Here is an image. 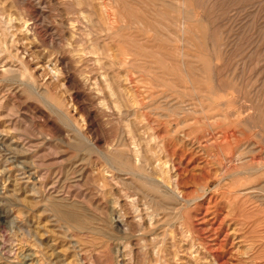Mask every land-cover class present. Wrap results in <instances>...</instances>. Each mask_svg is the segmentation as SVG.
I'll return each instance as SVG.
<instances>
[{
  "label": "rangeland",
  "instance_id": "1",
  "mask_svg": "<svg viewBox=\"0 0 264 264\" xmlns=\"http://www.w3.org/2000/svg\"><path fill=\"white\" fill-rule=\"evenodd\" d=\"M263 171L264 0H0V264H264Z\"/></svg>",
  "mask_w": 264,
  "mask_h": 264
},
{
  "label": "bare ground",
  "instance_id": "2",
  "mask_svg": "<svg viewBox=\"0 0 264 264\" xmlns=\"http://www.w3.org/2000/svg\"><path fill=\"white\" fill-rule=\"evenodd\" d=\"M123 1H124V0H123ZM142 1H143V0H142ZM148 1H149V0H148ZM153 1H154V0H153ZM156 1H157V0H156ZM108 2H109V1H108ZM126 2H127V1H126ZM131 2H132V1H131ZM175 2H176V1H175ZM179 2H180V1H179ZM179 2H178V3H179ZM183 2H184V1H183ZM133 3H135V2H133ZM139 3H140V1H139ZM181 3H182V2H181ZM181 3H180V4H181ZM125 4H126V3H125ZM136 4H138V3H136ZM136 6H137V5H136ZM129 7H131V6H129ZM111 8H113V7L111 6ZM121 8H122V7H121ZM124 10H125V9H124ZM127 11H128V10H127ZM121 12H122V11H121ZM125 12H126V11H125ZM119 13H120V12H119ZM133 13H134V12H133ZM122 14H123V12H122ZM122 14H121V15H122ZM118 15H119V14H118ZM121 15H120V16H121ZM123 16H125V15L123 14ZM132 16H134V15H132ZM121 17H122V16H121ZM125 17H126V16H125ZM125 17H124V18H125ZM129 17H130V16H129ZM122 18H123V17H122ZM133 19H134V18H133ZM134 20H135V19H134ZM137 20H138V19H137ZM122 21H123V20H122ZM189 24H190V23H189ZM150 26H151V25H150ZM182 26H184V25H182ZM182 28H183V27H182ZM190 28H191V27H190ZM182 31H183V30H182ZM186 31H187V30H186ZM183 33H184V32H183ZM115 34H116V33H115ZM184 34H186V33H184ZM182 38H183V37H182ZM127 43H128V42H127ZM143 48H144V47H143ZM151 51H152V50H151ZM125 54H126V53H125ZM125 56H126V55H125ZM180 61H181V60H180ZM184 65H185V64H183V68H184ZM56 67H57V66H56ZM164 67H165V66H164ZM183 68H182V71H183ZM181 73H182V72H181ZM185 73H186V72H185ZM164 75H165V74H164ZM184 75H185V74H184ZM186 75H188V74H186ZM187 77H189V76H187ZM126 81H127V80H126ZM150 84H151V83H150ZM146 85L148 86L147 83H146ZM117 86H118V85H117ZM150 86H151V85H150ZM155 87H156V86H155ZM158 87H159V86H158ZM191 88H192V87H191ZM193 88H194V87H193ZM150 89H152V88H150ZM155 89H156V88H155ZM136 90H137V89H136ZM157 91H158V90H157ZM192 91H193V90H192ZM126 92H127V91H126ZM146 92L148 93V91H146ZM152 92H153V91H152ZM162 92H163V91H162ZM223 93H224V91H223ZM223 93H222V94H223ZM133 94H134V93H133ZM152 95H153V93H152ZM225 95H226V94H225ZM225 95H224V96H225ZM112 97H113V96H112ZM112 97H111V98H112ZM123 97H124V96H123ZM129 99H130V98H129ZM130 100H131V99H130ZM130 100H129V101H130ZM132 100H133V99H132ZM134 100H135V99H134ZM116 102H118V101H115V100H114V103H115V104H116ZM120 102H121V101H120ZM127 102H128V101H127ZM134 102H135V101H134ZM131 103H132V102H131ZM225 103H226V102H225ZM132 104H133V103H132ZM132 104H131V105H132ZM121 105H122V104H121ZM127 105H128V104H127ZM129 105H130V104H129ZM129 105H128V106H129ZM134 105H135V103H134ZM224 105H225V104H224ZM114 107H115V106H114ZM117 107H118V106H117ZM117 107H116V108H117ZM166 107H167V106H166ZM218 107H219V106H218ZM224 107H225V106H224ZM224 107H222V109H220V107H219V109H220L221 112H222V114H221V119H222V121L227 120L228 117L230 116L229 113L225 110ZM117 109H118V108H117ZM119 109H121V108H119ZM122 109H123V108H122ZM126 109H127V107H126ZM169 109H170V108H169ZM169 109L166 110V111H168V112L170 113V115L172 116V115H173V114H171L172 110L169 111ZM230 110H231V109H230ZM141 111H142V110H141ZM183 111H184V110H183ZM126 112H127V111H126ZM143 112H144V111H143ZM144 113H145V112H144ZM153 113H154V112H153ZM173 113H174V112H173ZM147 114H148V113H147ZM147 114H146V115H147ZM231 114H232V113H231ZM127 115H129V114H127ZM130 115H131V114H130ZM133 115H134V113H133ZM133 115H132V116H133ZM143 115H144V114H143ZM154 115H155V113H154ZM167 115H168V114H167ZM122 116H123V115H122ZM144 116H145V115H144ZM148 116H150V115H148ZM156 116H157V115H156ZM156 116L153 117L154 120H155L156 118L158 119V116H159V115H158L157 117H156ZM145 117L147 118V116H145ZM151 117H152V116H151ZM151 117H150V118H151ZM160 117H161V115H160ZM168 117H169V116H167V118H168ZM172 117H173V116H172ZM230 117H231L232 120H233V117H232V116H230ZM235 117H236V116H235ZM131 118H132V117H131ZM161 118H162V117H161ZM164 118H165V117H164ZM218 118H219V117H218ZM218 118H217V119H218ZM236 119H238V118H236ZM148 120H149V118H147V121H146L147 123H148ZM162 120H163V119H162ZM202 120H203V119H202ZM157 121H159V120H157ZM157 121H156V123H157ZM163 121H164V120H163ZM167 121H169L170 123H171V121L173 122V120L170 121L169 118L167 119ZM167 121H166V123H167ZM204 121L206 122V118L204 119ZM207 121H209V120H207ZM227 121H228V120H227ZM152 122H153V121H152ZM169 122H168V123H169ZM185 122H186V121H185ZM228 122H230V121H228ZM153 123H154V122H153ZM159 123H160V122H159ZM161 123H162V122H161ZM163 123H164V122H163ZM163 123H162V124H163ZM168 123H167V125H168ZM151 124H152V123H151ZM157 124H158V123H157ZM164 124H165V123H164ZM164 124H163L162 126H164ZM182 124H183V123H182ZM125 125H126V124H125ZM173 125H174V124H173ZM221 125H223V124H221ZM227 125H228V124H227ZM126 126H127V125H126ZM159 126H160V124H159ZM169 126H170V124H169ZM228 126H229V125H228ZM165 127H166V126H165ZM165 127H164V128H165ZM222 127H224V126H222ZM150 128H151V130H152V126H151V125H150ZM162 128H163V127H162ZM166 128H167V127H166ZM172 128H173V126H172ZM178 128H179V127H178ZM228 128H229V127H228ZM230 129H231V128H230ZM153 130H154V129H153ZM153 130H152V131H153ZM175 130H176V129H175ZM175 130H174V131H175ZM130 131H131V130H130ZM168 131H169V130H168ZM177 131H178V130H177ZM177 131H176V132H177ZM140 132H141V131H140ZM166 132H167V131H166ZM171 132H172V129H171ZM176 132H175V133H176ZM179 132H180V131H179ZM151 133H152V132H151ZM222 133L224 134V136L222 135L223 138L221 137V138L223 139V141H221L223 146L227 144L228 147H229V146H230V141H231V140H232V141H235V140L237 141V140H238V138L236 137L234 131H231V130H228V129H227V131H224V132H222ZM172 135H173V134H172ZM172 135H171V136H172ZM179 135H182V134L179 133ZM171 136H170V137H171ZM177 136H178V135H177ZM175 137H176V136H175ZM188 137H189V136H188ZM126 138H127V137H126ZM142 138H143V137H142ZM142 138H141V140H142ZM154 138H155V137H154ZM185 138H186V137H185ZM185 138H184V139H185ZM189 138H191V137H189ZM139 139H140V138H139ZM156 139H157V138H156ZM169 139H170V138H169ZM181 139H182V138H181ZM171 140H172V139H171ZM173 140H174V139H173ZM127 141H128V140H127ZM125 142H126V141H125ZM128 142H129V141H128ZM140 142H141V141H140ZM143 142H144V141H143ZM239 142H240V141H239ZM244 142H245V141H244ZM144 143L146 144V142H144ZM167 143H168V142H167ZM201 143H202V142H201ZM203 143H204V142H203ZM168 144H169V143H168ZM205 144H206V143H205ZM239 144H240V143H239ZM119 145H120V143H119ZM121 145H122V143H121ZM123 145H124V144H123ZM130 145H131V144H130ZM130 145H129V146H130ZM132 145H133V144H132ZM170 145H171V144H170ZM240 145H242V144H240ZM144 146H145V145H144ZM144 146H143V147H144ZM161 146H162V145H161ZM168 146H169V145H168ZM235 146H236V145H235ZM146 147H147V146H146ZM107 148H108V147H107ZM112 148H113V147H112ZM122 148H123V146H122ZM122 148H120V150H121ZM155 148H156V147H155ZM237 148H238V147H236V149H237ZM114 149H116V148H114ZM125 149H126V148H125ZM164 149H165V148H164ZM118 150H119V149H118ZM126 150H127V149H126ZM233 150H234V149H233ZM121 151H122V150H121ZM236 151H237V150H236ZM240 151H243V150H240ZM240 151H239V152H240ZM111 152H112V151H111ZM114 152H115V151H114ZM116 152H117V150H116ZM116 152H115V153H116ZM146 152H147V150H146ZM112 153H113V152H112ZM115 153H114V154H115ZM143 153H144V152H143ZM237 153H238V152H237ZM240 153H242V152H240ZM258 153H259V152H258ZM130 154H131V155L127 156L129 159L127 158V159L125 160V162H126V165H125V166H126L127 168L131 165V164H130V163H131V159H130V158L135 157L136 159H138V164H139L140 159H141V152H140V150L137 148V145L134 146V148H133L132 150H130ZM116 155H117V154H116ZM142 155H143V154H142ZM239 155H240V154H239ZM117 156H119V155H117ZM121 156H122V155H121ZM121 156H120V157H121ZM124 156H125V155H124ZM131 156H132V157H131ZM122 157H123V156H122ZM142 157H143V156H142ZM101 158H102V157H101ZM105 158H106V157H105ZM108 158H109V157H108ZM114 158H115V157H114ZM125 158H126V156H125ZM255 159H256V158H255ZM132 160H133V159H132ZM149 160H150V159H149ZM105 161H106V160H105ZM134 161H135V159H134ZM111 162H112V161H111ZM136 162H137V161H136ZM255 162H256V161H255ZM112 163H113V162H112ZM134 163H135V162H134ZM166 163H167V162H166ZM118 164H119V163H118ZM138 164L135 165V167H132V166H131L132 168H131V169H128V171H129V170H132V171L134 172V173H133L134 175L137 174L139 177H142V176H141V175H142V172L145 171V170H143V168L140 167V166L143 165V164L140 163L141 165H139V166H138ZM157 164H158V162H157ZM116 165H117V164H116ZM109 166H111V165H109ZM109 166H108V167H109ZM119 166H121V165H119ZM152 166H153V165H151V167H152ZM121 167H122V166H121ZM123 167H124V166H123ZM126 167H125V168H126ZM149 167H150V165H149ZM157 167H158V169L161 170V166H160V164H158ZM109 168H110V167H109ZM111 168H113V167H111ZM111 168H110V169H111ZM154 168H155V167H154ZM261 168H262V167H261ZM155 169L157 170V168H155ZM155 169H154V170H155ZM254 169H255V168H254ZM262 169H263V168H262ZM104 170H105V169H104ZM106 170H107V169H106ZM112 170H113V169H112ZM258 170H259V169H258ZM113 171H115V170H113ZM261 171H262V170H261ZM106 172H107V171H106ZM119 172H120V171H119ZM151 172H152V170H151ZM263 172H264V171H263ZM123 173H124V172H123ZM149 173H150V172H149ZM156 173H157V171L155 172V175L157 176L158 173H157V174H156ZM120 174H122V173H120ZM129 174L132 175L131 173H129ZM255 174H257V172H256ZM134 175H133V176H134ZM137 175H135V176H137ZM261 175H262V174H261ZM135 176H134V178H135ZM138 176H137V178H138ZM143 176H144V175H143ZM263 176H264V175H263ZM146 177H147V179H148V182H147V183H150V184H152V185H157V184L159 183L158 178L155 179V178H152V177L149 176V175L146 176ZM157 177H158V176H157ZM128 178H129V177H128ZM135 179H136V178H135ZM140 179H141V178H140ZM124 181H125V180H124ZM146 181H147V180H146ZM161 181H162V180H161ZM161 181H160V182H161ZM165 181H166V180H165ZM120 183H121V182H120ZM145 183H146V182H145ZM145 183H143V184H145ZM123 184H124V183H123ZM126 184H127V183H126ZM136 184H138V183H136ZM120 185H121V184H120ZM124 185H125V184H124ZM124 185H123V186H124ZM138 185H139V184H138ZM146 185H147V184H146ZM146 185H145V186H146ZM160 185H161V184H160ZM160 185H159V184L157 185V186H158V187H156L157 190H158L159 188H161ZM162 185H164V187H169V186H170V184H162ZM130 186H131V185H129V187H130ZM149 186H150V185H149ZM154 187H155V186H154ZM125 188H126V187H125ZM131 188H132V187H131ZM162 189H163V187H162ZM120 190H121V189H120ZM157 190H156V191H157ZM129 191H130V190H129ZM135 191H136V190H135ZM164 191H165V190H164ZM130 192H131V191H130ZM159 192H160V191H159ZM117 193H118V192H117ZM115 194H116V193H115ZM129 194H130V193H129ZM129 194H128V195H129ZM132 194H133V193H132ZM134 194H135V193H134ZM169 194H171V193H169ZM123 195H124V194H123ZM128 195H127V197H129ZM144 195H145V194H144ZM150 195H153V193H152V194L150 193ZM150 195H149V196H150ZM166 195H167V194H166ZM133 196H134V195H133ZM135 196H136V194H135ZM135 196H134V198H135ZM138 196H139V195H138ZM138 196H137V197H138ZM153 196H154V195H153ZM144 197H145V196H144ZM170 197H171V196H170ZM125 198H126V197H125ZM155 198H156V197H155ZM159 198H160V197H159ZM138 199H140V198H138ZM141 199H142V198H141ZM146 199H147V196H146ZM156 199H157V198H156ZM174 199H175V198H174ZM134 200H135V199H134ZM157 200H158V199H157ZM161 200H162V199H161ZM148 201H151V200H148ZM158 201H159V200H158ZM122 202H123V201H122ZM130 202L132 203V206H133L134 203H133L132 201H130ZM141 202H142V201H141ZM158 203H159V202H158ZM119 204H120V203H119ZM145 204H147V203H145ZM148 204H149V203H148ZM148 204H147L146 206H148ZM155 204H156V203H155ZM160 204H161V203H160ZM163 204H164V202H163ZM190 204H191V203H190ZM120 205H121V204H120ZM156 205H157V204H156ZM161 205H162V204H161ZM134 206H135V205H134ZM146 206H145V207H146ZM163 206H164V205H163ZM167 206H168V204H167ZM167 206H166V207H167ZM156 207H157V206H156ZM130 208H131V206H130ZM136 208H137V207H136ZM157 208H158V207H157ZM161 208H162V207H161ZM66 209H67V208H66ZM146 209H148V208L146 207ZM153 209H154V208H153ZM70 210H71V209H70ZM121 210H123V209H121ZM124 210H125V209H124ZM137 210H138V209H137ZM148 210H149V209H148ZM154 210H155V209H154ZM160 210H161V209H160ZM163 210H164V209H163ZM166 210H167V209H166ZM170 210H171V209H170ZM127 211H128V210H127ZM129 211H130V210H129ZM133 211H134V210H133ZM135 211H136V210H135ZM140 211H141V210H140ZM149 211H150V210H149ZM161 211H162V210H161ZM71 212H73V211H71ZM143 212H144V211H143ZM145 212H146V211H145ZM151 212H152V211H151ZM166 212H167V211H166ZM120 213H121V212H120ZM133 213H134V212H133ZM136 213H138V211H137ZM139 213H140V212H139ZM153 213H154V212H152L149 216L151 217V215H153ZM170 213H171V212H170ZM69 214H70V213H69ZM75 214H76V213H75ZM130 214H131V212H130ZM180 214H181V213H180ZM134 215H135V213H134ZM172 215H173V214H172ZM129 216H130V215H129ZM62 217H63L65 220H68V221L72 220L71 216L68 215V214H65V213L63 214ZM75 217H76V216H75ZM137 217H139V216H137ZM142 217H143V215H142ZM154 217H155V215H154ZM124 218H125V217H124ZM130 218H131V217H130ZM140 218H141V217H140ZM140 218H139V220H140ZM59 219H60V218H59ZM128 219H129V218H128ZM133 219H135V218H133ZM133 219H132V221H133ZM137 219H138V218H137ZM137 219H136V220H137ZM126 220H127V219H126ZM139 220H138V221H139ZM149 220H150V219H149ZM124 221H125V220H124ZM128 221H129V220H128ZM145 221H146V220H145ZM121 222H122V220H121ZM121 222H120V223H121ZM129 222H130V221H129ZM143 222H144V221H143ZM150 222H151V221H150ZM156 222H157V221H156ZM177 222H179V221H177ZM79 223H80V222H79ZM81 223H82V222H81ZM88 223H89V222H88ZM124 223H126V222H124ZM171 223H172V222H171ZM70 224H71V223H70ZM75 224H76V223H75ZM139 224L141 225V224H142V221L139 222ZM144 224H146V223H144ZM151 224H152V222H151ZM157 224H158V223H157ZM124 225H125V224H124ZM128 225H129V224H128ZM142 225H143V224H142ZM142 225H141V226H142ZM148 225H150V224H148ZM153 225H154V224H153ZM178 225H179V224H178ZM117 226H118V225H117ZM130 226H131V225H130ZM161 226H162V225H161ZM161 226H160V227H161ZM180 226H181V225H180ZM83 227H84V226H83ZM86 227H87V225H86ZM88 227H89V226H88ZM133 227H134V225H133ZM142 227H143V226H142ZM160 227H159V228H160ZM76 228H77V227H76ZM124 228H125V227H124ZM147 228L149 229L148 226H147ZM147 228H145V229H147ZM165 228H166V227H165ZM180 228H181V227H180ZM118 229H119V228H118ZM125 229H126V228H125ZM132 229H133V228H132ZM174 229H175V228H174ZM174 229H172V230H174ZM82 230H83V229H82ZM89 230H90V229H89ZM119 230H120V229H119ZM123 230H124V229H123ZM133 230H134V229H133ZM156 230H157V229H156ZM156 230H155V231H156ZM178 230H179V229H178ZM169 231H170V230H169ZM84 232H85V231H84ZM131 232L133 233L132 230H131ZM152 232H153V230H152ZM172 232H173V231H172ZM82 233H83V232H82ZM153 234H154V233H153ZM156 235H157V234H156ZM156 235H155V236H156ZM149 236H150V235H149ZM155 236H153V237H155ZM166 236H167V233H166ZM159 237H161V236H159ZM151 238H152V237H151ZM167 238H168V236H167ZM165 239H166V238H165ZM148 240H149V239H148ZM154 240H155V239H154ZM156 240H157V238H156ZM145 241H146V240H145ZM151 241H152V240H151ZM141 243H142V242H141ZM145 243H146V242H145ZM147 243H150V241H148ZM152 244H153V243H152ZM154 244H156V243H154ZM128 246H129V245H128ZM133 246H134V245H133ZM161 246H162V245H161ZM149 247H150V246H149ZM156 248H157V247H156ZM165 248H166V247H165ZM189 248H191V247H189ZM123 249H125V248H123ZM128 249H129V248H128ZM142 249H143V248H142ZM142 249H141V250H142ZM146 249H147V246L145 247V250H146ZM157 249H158V248H157ZM167 249H168V248H167ZM131 250H132V249H131ZM145 250H144V251H145ZM155 250H156V249H155ZM129 251H130V249H129ZM121 252H122V251H121ZM156 252H157V250H156ZM159 252H160V251H159ZM130 253H131V252H130ZM150 253H151V252H150ZM3 254H4V253H3ZM156 254H157V253H156ZM175 254H176V253H175ZM153 256H154V255H153ZM157 256H158V254H157ZM157 256H156V257H157ZM160 256H161V255H160ZM158 258H159V256H158ZM153 264H154V263H153ZM155 264H156V263H155Z\"/></svg>",
  "mask_w": 264,
  "mask_h": 264
}]
</instances>
